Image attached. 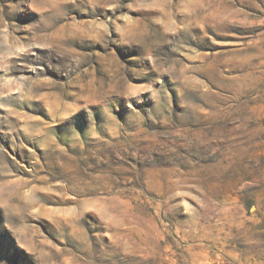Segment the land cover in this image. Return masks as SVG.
I'll return each mask as SVG.
<instances>
[{
  "label": "rangeland",
  "instance_id": "rangeland-1",
  "mask_svg": "<svg viewBox=\"0 0 264 264\" xmlns=\"http://www.w3.org/2000/svg\"><path fill=\"white\" fill-rule=\"evenodd\" d=\"M0 264H264V0H0Z\"/></svg>",
  "mask_w": 264,
  "mask_h": 264
}]
</instances>
